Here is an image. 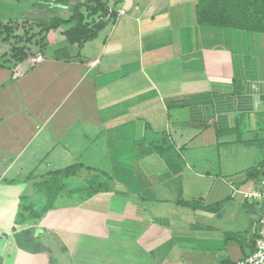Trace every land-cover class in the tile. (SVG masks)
<instances>
[{"label": "crops", "instance_id": "crops-1", "mask_svg": "<svg viewBox=\"0 0 264 264\" xmlns=\"http://www.w3.org/2000/svg\"><path fill=\"white\" fill-rule=\"evenodd\" d=\"M103 1L117 14L95 39L78 47L57 30L41 62L0 66V264H46L17 243L22 201L68 166L56 154L86 149L113 188L36 225L62 242L56 264L247 257L262 212L245 193L264 176V33L200 25L199 0ZM22 157L46 173L5 177Z\"/></svg>", "mask_w": 264, "mask_h": 264}, {"label": "trees", "instance_id": "trees-1", "mask_svg": "<svg viewBox=\"0 0 264 264\" xmlns=\"http://www.w3.org/2000/svg\"><path fill=\"white\" fill-rule=\"evenodd\" d=\"M51 11L52 14L47 17L0 24V30L3 32L5 29L8 34L4 41H11V35L15 33V43H18L12 44L11 52H6L0 58V66L16 67L25 60L37 57L39 52L32 51L30 46L35 38L39 51L46 52L50 46L48 35L57 30L61 31L70 45L82 47L85 42L98 36L107 24L105 18L108 15L114 18L117 14L115 11L110 12V6L103 0H75L69 7L60 10L51 8ZM197 14L200 25L264 33V0H199ZM36 28L41 30L36 32ZM20 29L24 30V34L17 33ZM21 43L25 45H19ZM83 169L90 171L89 166L76 163L50 171L41 180L34 181L33 193L24 197L18 223L14 226V229H18L30 225L16 234L17 243L22 249L33 254L50 251L51 248L36 237V225L40 220L51 210L72 205L78 207L83 204V200L111 188L107 182L109 178L102 171L90 177L86 190L70 187L66 180L78 175ZM61 198L66 201L59 202Z\"/></svg>", "mask_w": 264, "mask_h": 264}, {"label": "rangeland", "instance_id": "rangeland-1", "mask_svg": "<svg viewBox=\"0 0 264 264\" xmlns=\"http://www.w3.org/2000/svg\"><path fill=\"white\" fill-rule=\"evenodd\" d=\"M56 4H59L58 0H0V24L7 25V24H10L11 22H16V21L17 22H23V21L27 20V18L32 19V18L41 16V15L49 16L52 14V11H50L49 8H52V7L56 8V6H58ZM38 7H40V8H45V7L47 8L48 7V8L44 11H42V10L39 11ZM56 10H60V9L56 8ZM40 30H41L40 28L35 29L36 32H39ZM58 32L61 33L60 30ZM0 33H1V35H0V58H1L2 56H4V54L6 52H11V49L13 46L12 44H18V43H15L17 40L14 38L15 33L11 35V41H4V38L8 35L7 31H5V29H3V32L1 31ZM17 33L24 34V30L20 29V30H18ZM50 34L53 35L54 32H50L49 35ZM40 36L41 35H39L38 38H40ZM35 40H37V38L33 39L31 44L30 43L29 44L32 48V51L40 52L39 51L40 47L38 46L37 43H35ZM19 45H25V44L21 43ZM53 49H54V47L51 46L49 48V51H51ZM44 54H45V52H44ZM27 64H28L27 61L23 62V65H27ZM61 151H62V149H59L58 153L60 154ZM71 154L72 155H65L63 157H60L61 154L60 155L56 154L57 155L56 162L59 161L58 165L63 166V167L67 166V165L70 166L71 164H73L74 162H77V161L82 163V164L84 163V165H86V164H88V162H90V159L92 158V156H90V150H88V149H86L80 153H71ZM62 155H64V154H62ZM31 158H32L31 161L29 159L24 158V157H22L20 159V161L23 163V164H20V167L25 166V169H26L25 171H22V170L16 168L15 171H13V172L10 171V173L8 175H6L5 177H7V178H13V177L14 178H21L25 174H28L31 172L34 174L35 178H37L36 176L41 175L43 173H46L45 172L46 170H44V169L48 166L44 163H42V165L37 163L36 157L35 158L31 157ZM102 171L106 174L107 177L110 176V173L112 174V172L109 170H102ZM90 173H92V176L95 177V175H93L94 174L93 172H90L86 169H83V171L79 172L78 175H74V176L68 178L66 180V183L68 182L69 186L74 188V189H79V188L85 189V187L87 186V183H90ZM33 177H32V180L35 179V178L33 179ZM97 181L95 182V184L97 183ZM108 184H109V187H111L110 189H112L113 187L110 186L109 182H108ZM62 201L64 202L66 200L65 199L63 200V198H61L59 202H62ZM82 203L83 204L80 205V208H83L81 206H84V204L90 205V199L87 198V200H83ZM42 239H43V242L47 246H50L51 250L47 251V252L44 251L45 252L44 256H43V258L40 257L41 258L40 260H44L46 262V264H56L54 261H52V258L57 256L60 259V257H61L60 251L61 250L58 247L56 248V246L58 244L63 246L62 242L58 241V240H60L59 238L56 240V237L54 238V236H52V235H50V236L49 235L48 236L43 235ZM49 259H50V263H49ZM61 264H64V263L62 262Z\"/></svg>", "mask_w": 264, "mask_h": 264}, {"label": "built area", "instance_id": "built-area-1", "mask_svg": "<svg viewBox=\"0 0 264 264\" xmlns=\"http://www.w3.org/2000/svg\"><path fill=\"white\" fill-rule=\"evenodd\" d=\"M33 62H41L43 56L39 54L32 58ZM247 200H258L262 203V212L259 219V230L254 251L247 257L229 264H264V176L260 181V188L245 193Z\"/></svg>", "mask_w": 264, "mask_h": 264}]
</instances>
